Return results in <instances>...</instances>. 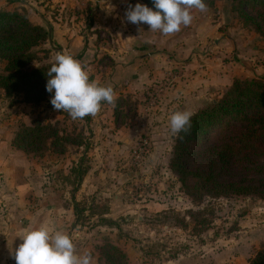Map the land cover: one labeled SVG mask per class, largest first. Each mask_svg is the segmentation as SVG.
Returning a JSON list of instances; mask_svg holds the SVG:
<instances>
[{
    "label": "rangeland",
    "instance_id": "rangeland-1",
    "mask_svg": "<svg viewBox=\"0 0 264 264\" xmlns=\"http://www.w3.org/2000/svg\"><path fill=\"white\" fill-rule=\"evenodd\" d=\"M61 5H64V19L78 22L84 15L83 31L91 29L95 21L91 13L92 1L60 0L53 9L55 15L61 14L58 12L62 10ZM207 8L216 21L222 17L220 31L223 36L234 35L246 44L249 59L260 67L259 74L251 79L264 81V37L233 11L231 0H221L214 8ZM102 31L99 37L108 46H113V36ZM47 44L34 49L37 59L31 62L30 68L51 65L54 54ZM231 58L236 57L232 54ZM103 61L112 65L109 58ZM4 67L5 63L0 62V73ZM158 79L137 94L115 95L113 104L102 102L99 112L107 106L116 107L118 100H124L121 104L123 114L119 118L110 115L106 123L101 121L95 125L92 116L73 120L67 112L54 110L51 98L40 104L24 103V107H20L21 98L0 96V118L17 106L25 114L34 112L33 123L57 125L80 143L69 144L63 154L52 150L43 156L23 153L38 174L40 190H57L62 204L70 203L71 196L87 177L86 184L91 193L81 203H76L79 210L86 212L77 218L72 232L76 238L81 236L82 240L91 243L95 252L102 254V246L115 245L127 258V262L119 261L121 264H163L180 258L191 264H196L199 259L202 264H249L264 247V199L253 194L222 198L207 196L195 202L186 193L171 168L178 134H172L170 125L168 130L162 129L169 124L168 110L163 109L162 102L173 87L166 76ZM127 86L124 84L120 90ZM149 94L157 96L154 103ZM212 98L203 107L222 97ZM181 106L178 104L173 111L180 110ZM21 122L19 129L26 125ZM103 124L112 129L104 131ZM260 160L264 164V157ZM78 166L87 170L79 187L76 175L71 172ZM189 167L194 169L193 164ZM260 177L264 175H257ZM111 208H114L113 212ZM192 212H201L197 216L205 223L196 225ZM102 213L107 215L102 217ZM111 214L117 219L110 218ZM105 218L116 221L118 228L104 223ZM101 263L106 261L101 260Z\"/></svg>",
    "mask_w": 264,
    "mask_h": 264
},
{
    "label": "crops",
    "instance_id": "crops-1",
    "mask_svg": "<svg viewBox=\"0 0 264 264\" xmlns=\"http://www.w3.org/2000/svg\"><path fill=\"white\" fill-rule=\"evenodd\" d=\"M58 1L0 0V11L19 12L32 25L46 29L51 36L47 45L52 54L70 53L85 66L90 80L111 86L117 96L137 94L166 76L173 90L165 96L162 106L169 115L178 104L182 105L180 110L195 114L212 97L213 100L221 98L235 79L256 78L259 74L260 67L249 59L246 44L234 35L227 33L230 39L226 34L223 36L220 31L222 17L216 21L208 8L203 12L192 9L191 25L182 26L173 35L163 36L151 32L146 23L135 25L126 20L129 4H144L137 0H89L94 5L91 13L95 21L91 29L84 31V15H81V21L71 19L69 22L62 16L64 5L58 10L61 14L55 15L53 9ZM102 30L113 36V46H108L99 37ZM232 54L236 58H231ZM104 58H109L112 65H106ZM126 83L128 86L120 90ZM0 96H5L3 91ZM23 104L21 102L19 106L24 107ZM19 109L13 107L7 116L3 115L4 119L0 118V264H16L12 250L22 242L19 238L22 231L43 222L71 234L78 253L89 251L93 264H102L101 254L93 250L91 243L82 240L81 236L76 238L72 232L78 218L76 203H81L91 193L87 188V177L71 196L73 201L70 199L67 204H62L57 190L41 191L38 174L31 168L28 157L13 146L20 121L32 126L36 118L34 112L25 114ZM110 115L115 116L112 105L92 117L96 125L101 121L106 123ZM168 125L162 129L168 130ZM101 127L106 132L112 129L104 124ZM109 217L117 219L114 214ZM200 260L196 264H202ZM163 264L191 262L180 258Z\"/></svg>",
    "mask_w": 264,
    "mask_h": 264
},
{
    "label": "trees",
    "instance_id": "trees-1",
    "mask_svg": "<svg viewBox=\"0 0 264 264\" xmlns=\"http://www.w3.org/2000/svg\"><path fill=\"white\" fill-rule=\"evenodd\" d=\"M138 1L157 10L154 0ZM218 1L221 0H204L209 8H214ZM231 1L233 11L264 37V0ZM50 39L46 29L32 25L19 12L0 11V62L5 63L0 73V90L5 97L21 98L26 104H40L51 98L52 94L46 90V72L51 65L30 68L31 62L37 59L34 49ZM123 101L118 100L116 104V118L123 114ZM76 142L57 125L36 121L32 126L20 127L13 146L27 155L43 156L50 150L63 154L69 144L80 145ZM174 153L171 168L195 202L207 196L256 194L264 199V177L257 178L259 174L264 175L260 160L264 157V81L235 79L221 99L192 115L190 132L178 134ZM71 172L76 175L79 187L87 170L78 166ZM250 176L253 178L246 179ZM85 211L77 209L78 217ZM191 214L196 225L205 223L197 216L201 212ZM101 215L105 217L107 213ZM105 219L104 223L118 228L116 221ZM101 251V260L106 264L127 262L115 245L102 246ZM249 264H264V247Z\"/></svg>",
    "mask_w": 264,
    "mask_h": 264
},
{
    "label": "clouds",
    "instance_id": "clouds-1",
    "mask_svg": "<svg viewBox=\"0 0 264 264\" xmlns=\"http://www.w3.org/2000/svg\"><path fill=\"white\" fill-rule=\"evenodd\" d=\"M154 6L156 11L144 4H129L126 20L135 25L146 23L151 32L170 36L179 32L182 26L191 25L192 9L207 10L204 0H154ZM46 76V90L52 94L50 103L53 109L67 112L73 120L95 116L102 102H115L113 88L90 80L85 66L70 53L57 52ZM192 115L188 110L171 112L172 134L189 133ZM19 238L22 242L12 250L16 264H93L89 251L78 253L73 238L54 229L48 222L25 228Z\"/></svg>",
    "mask_w": 264,
    "mask_h": 264
},
{
    "label": "built area",
    "instance_id": "built-area-1",
    "mask_svg": "<svg viewBox=\"0 0 264 264\" xmlns=\"http://www.w3.org/2000/svg\"><path fill=\"white\" fill-rule=\"evenodd\" d=\"M149 96H150V99L152 100V102L154 103L157 96L155 94H149Z\"/></svg>",
    "mask_w": 264,
    "mask_h": 264
},
{
    "label": "water",
    "instance_id": "water-1",
    "mask_svg": "<svg viewBox=\"0 0 264 264\" xmlns=\"http://www.w3.org/2000/svg\"><path fill=\"white\" fill-rule=\"evenodd\" d=\"M226 37H227V38H229V39L231 38V36H230V35H227Z\"/></svg>",
    "mask_w": 264,
    "mask_h": 264
}]
</instances>
